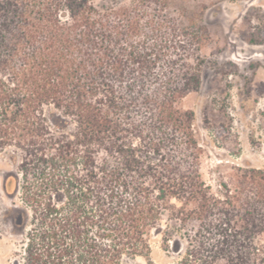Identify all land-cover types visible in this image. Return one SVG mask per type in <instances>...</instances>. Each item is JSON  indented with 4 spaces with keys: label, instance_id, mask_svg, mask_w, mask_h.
Listing matches in <instances>:
<instances>
[{
    "label": "trees",
    "instance_id": "16d2710c",
    "mask_svg": "<svg viewBox=\"0 0 264 264\" xmlns=\"http://www.w3.org/2000/svg\"><path fill=\"white\" fill-rule=\"evenodd\" d=\"M139 31L95 0H0V152L17 163L2 188L29 226L16 264L147 259L153 235L173 264H264V186L204 184L177 106L198 79L160 78Z\"/></svg>",
    "mask_w": 264,
    "mask_h": 264
},
{
    "label": "rangeland",
    "instance_id": "374dc122",
    "mask_svg": "<svg viewBox=\"0 0 264 264\" xmlns=\"http://www.w3.org/2000/svg\"><path fill=\"white\" fill-rule=\"evenodd\" d=\"M99 8H127L139 22L132 42L158 54L154 69L165 80L170 72L193 73L198 83L178 101L193 113L192 133L198 172L213 193L245 188L250 195L264 186V0H95ZM156 50H159V52ZM0 152V264H16L23 254L25 217L19 193L7 195L3 182L17 173V163ZM9 180V179H8ZM12 194V193H11ZM153 235L147 259L123 264H173L176 251L165 252ZM184 246L182 243L181 248Z\"/></svg>",
    "mask_w": 264,
    "mask_h": 264
}]
</instances>
